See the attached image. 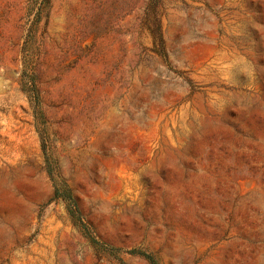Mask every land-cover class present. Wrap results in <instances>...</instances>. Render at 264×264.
<instances>
[{
	"label": "rangeland",
	"instance_id": "1",
	"mask_svg": "<svg viewBox=\"0 0 264 264\" xmlns=\"http://www.w3.org/2000/svg\"><path fill=\"white\" fill-rule=\"evenodd\" d=\"M31 2L0 0V264H264V0H51L28 37Z\"/></svg>",
	"mask_w": 264,
	"mask_h": 264
},
{
	"label": "trees",
	"instance_id": "2",
	"mask_svg": "<svg viewBox=\"0 0 264 264\" xmlns=\"http://www.w3.org/2000/svg\"><path fill=\"white\" fill-rule=\"evenodd\" d=\"M32 4L30 7V10L28 12V20L31 23L30 24V28H29V33H28V37H32L35 32L37 27L39 26L42 18L44 16H48V12L51 6V0H31ZM159 36H160V52L167 57V53L164 47V41H163V35H162V30L161 28H159ZM56 196L57 197H62L64 199H70L72 200V197H70L69 195H66L65 192L64 193H60L59 190H56ZM73 204L74 201L72 200ZM78 211V210H77ZM130 254L133 255H140L145 257L151 264H159V262L150 254H146L144 252L141 251H137V250H131L129 251Z\"/></svg>",
	"mask_w": 264,
	"mask_h": 264
}]
</instances>
